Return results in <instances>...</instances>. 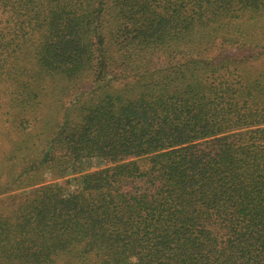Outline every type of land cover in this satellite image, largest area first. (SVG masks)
I'll return each instance as SVG.
<instances>
[{
    "label": "trees",
    "instance_id": "1",
    "mask_svg": "<svg viewBox=\"0 0 264 264\" xmlns=\"http://www.w3.org/2000/svg\"><path fill=\"white\" fill-rule=\"evenodd\" d=\"M2 197L0 264H264V0H0Z\"/></svg>",
    "mask_w": 264,
    "mask_h": 264
},
{
    "label": "rangeland",
    "instance_id": "2",
    "mask_svg": "<svg viewBox=\"0 0 264 264\" xmlns=\"http://www.w3.org/2000/svg\"><path fill=\"white\" fill-rule=\"evenodd\" d=\"M227 52H229V53H237V50L229 49V50H227ZM6 204H8L7 201L5 200L4 197H2V199H0V208L4 207V205H6Z\"/></svg>",
    "mask_w": 264,
    "mask_h": 264
}]
</instances>
